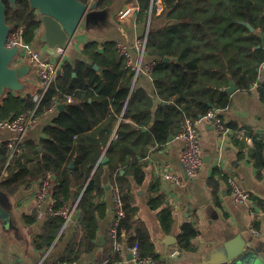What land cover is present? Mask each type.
<instances>
[{"label":"trees","instance_id":"1","mask_svg":"<svg viewBox=\"0 0 264 264\" xmlns=\"http://www.w3.org/2000/svg\"><path fill=\"white\" fill-rule=\"evenodd\" d=\"M3 1L7 23L12 28L24 26L23 40L32 43L41 26L36 10L29 0H17L16 7L9 0ZM115 1L94 0L99 9L110 8ZM158 1L163 6L160 17L170 24L161 28L151 25L149 31L146 60L156 61L150 76L161 101L155 114L152 99L135 85L136 74L120 55L116 42H90L83 49L88 62H64L62 74L44 98L41 115L56 102L66 104L65 110L58 112L38 143H24L22 153L0 182V192L14 195L22 187L52 175V198L59 201V207L62 202L73 205L79 201L74 243L77 251L72 246L70 253L59 261L76 262L82 252L96 247L105 208L95 201L106 192V167L113 189L119 190L125 204L126 218L119 226V240L126 238L129 247L138 244L143 256L157 261L154 254L143 251L149 243L145 230L139 229L130 238L123 235L129 230L134 209L131 183L120 174V169L136 163L153 145L167 143L186 118L198 121L210 110L226 109L231 99L221 89L229 86L230 78L239 89H248L255 84L258 68L264 64V49L257 48L261 45L257 32L264 35V0H153V5L152 0H139L140 21L148 19L151 13L154 19ZM243 23L251 24L256 32ZM166 58L170 61L165 62ZM68 97H72L73 103L67 102ZM34 107L33 96L9 93L0 99V121L14 120ZM116 127L117 138L109 144ZM147 127L149 132H144ZM257 148H263V144L258 143ZM104 153L110 158L105 165L99 162ZM8 157L4 141L0 143V174ZM140 176L143 178V172ZM63 226L62 218L51 216L37 247L50 248ZM196 235L193 225H185L179 245L190 248ZM109 237L110 255L105 264H116L119 252L114 251L111 229Z\"/></svg>","mask_w":264,"mask_h":264},{"label":"crops","instance_id":"2","mask_svg":"<svg viewBox=\"0 0 264 264\" xmlns=\"http://www.w3.org/2000/svg\"><path fill=\"white\" fill-rule=\"evenodd\" d=\"M137 3L139 0H116L107 8L108 12L98 9L103 10L102 13L92 18L89 27L83 24L73 37L65 61L71 64L88 62L83 49L90 42L103 45L124 41L133 45L137 38L146 34L148 29L150 31L151 25L161 28L170 24L160 17L158 9L153 20L151 13L148 19L140 21V10L127 19H120L121 11L135 9ZM158 4L161 2L158 1ZM36 15L40 17L37 11ZM44 36L45 27L41 23L35 40L26 44L44 59L55 62L57 52L49 49ZM23 64L31 67L30 73L22 79L25 89L12 94L34 96L40 90L39 67L28 60ZM134 82L152 99V112L155 114L161 101L151 76L141 74L135 77ZM229 96L230 105L217 110L230 129L227 135L202 117L197 121L204 164L196 179L180 186L163 178L165 172H172L186 179L182 162L185 141L177 138L183 125L176 136H172L174 140L170 138L163 145H153L147 155L138 157L137 162L129 168L120 169V174L125 175L131 183L130 196L134 209L129 230L123 235L130 238L139 229L145 230L149 243L145 244L143 251L148 255L154 254L158 258L157 264H264V64L258 68L253 86L238 88ZM59 111L57 108L40 116L28 131L25 142L31 140L38 143L44 138L45 128L52 125ZM149 130L148 127L143 129L144 132ZM11 136L10 131L0 128V143ZM116 138L117 127L109 144ZM247 138L252 142L249 143ZM258 143L263 144V148H257ZM105 157L110 161L104 153L99 161L101 164ZM140 172H143V178ZM109 179L110 171L106 167L103 183L106 192L95 201L105 208V217L99 221L96 247L92 251L82 252L76 264H105L110 255L107 250L110 247L109 232L115 216L114 185ZM229 179L250 193V206L233 200ZM39 189L40 181L32 182L16 194L0 198V264H56L70 253L72 246L77 251L74 243L78 233V211L74 221L63 226L50 248L37 247L36 242L51 217V200L47 198L39 204ZM253 209L260 212L258 237L250 231ZM187 224L194 226L197 235L191 247L183 249L179 245V236ZM122 242L116 264H135L130 258L126 238Z\"/></svg>","mask_w":264,"mask_h":264},{"label":"built area","instance_id":"3","mask_svg":"<svg viewBox=\"0 0 264 264\" xmlns=\"http://www.w3.org/2000/svg\"><path fill=\"white\" fill-rule=\"evenodd\" d=\"M93 2L94 0L90 1L91 4ZM157 7L160 12L163 11V6L161 4H158ZM139 10L140 7L137 3L135 9L128 8L121 11L119 17L122 20L127 19L134 12ZM24 30V26L12 28L8 36L6 46L10 49L15 47L19 48V52L16 57V64L21 65L25 62V60H28L30 64L39 67V76L41 80L40 90L33 96L35 107L32 111L18 116L14 120L0 121V128L6 129L12 133V136L6 140L9 157L4 170L1 173L2 178L5 176L7 168L10 166V164L22 153L28 131L34 126L39 117L42 116L41 106L44 98L51 87L56 83L59 76V71L62 69L68 50L72 43V40H70L66 47L57 48L56 52L58 56L55 62L46 60L39 52L34 51L28 44L24 42ZM148 37L149 29L146 34L137 38L133 45H130L124 41L116 42V47L120 55L127 59L128 65L134 70L136 77L141 74L150 76L154 67L156 66V61L146 60ZM67 102L72 103V97H68ZM59 105V102L54 103L47 111H45L44 114L56 110ZM202 119L216 126L218 130L223 132L224 135H227L230 132V129L224 124L223 119L217 110H210L205 116L202 117ZM177 138L183 139L185 141L182 162L184 165L186 179L184 180L172 172H165L163 178L180 186H184L186 181L194 180L199 176L201 168L204 164L201 154V142L197 128V121L186 118L182 131L178 134ZM247 140L249 143L252 142L250 138H247ZM228 182L231 186L233 200L238 204H246L250 206L252 203L250 193L240 187L233 179H229ZM53 185L54 177L52 175H49L47 178L40 181V189L37 194L38 202L39 204H42L43 201L49 198L51 200L49 205V215L62 218L64 220V227H66L74 221L75 215L78 211L77 209L79 201L73 205L62 202V205L59 207V201L55 198H52ZM113 202L115 217L111 227V235L114 238V251L119 252L123 246L122 240H119L118 238L119 226L122 220L126 218V211L124 201L119 190L117 189L113 191ZM251 215L252 222L250 224V231L254 236L258 237L260 232L257 229V222L260 212L256 209H253ZM129 250L132 255V260L135 264H157V261L152 256H143L141 254L138 244L129 247ZM56 264H76V262L64 260L59 261Z\"/></svg>","mask_w":264,"mask_h":264},{"label":"water","instance_id":"4","mask_svg":"<svg viewBox=\"0 0 264 264\" xmlns=\"http://www.w3.org/2000/svg\"><path fill=\"white\" fill-rule=\"evenodd\" d=\"M13 7H16L17 0H9ZM31 7L36 10L40 17L39 21L44 24L45 36L43 40L48 43L49 49L57 50L58 47H66L70 40L77 34L83 24L89 27L91 20L96 14L102 13L99 9V3L84 2L83 0H29ZM105 11V10H104ZM106 12L107 8H106ZM236 22V21H234ZM251 32H256L249 23H243ZM12 30V26L7 23L6 6L3 0H0V99L9 93L21 92L25 89L22 79L30 73L31 67L27 64H16V57L19 48H8L6 42ZM261 38V45L264 47V35L257 32ZM165 62L170 61L166 58ZM98 69L97 66H95ZM62 70L59 71V75ZM76 74H74V77ZM238 90L236 82L230 78L229 86L221 91L232 95ZM66 104H60L58 109L64 111ZM215 110V109H214ZM174 140V137H171ZM109 161L107 157L102 160L103 164ZM73 168L74 165L72 164ZM2 175L0 174V182ZM5 195L0 192V198ZM103 240V239H102ZM100 241V240H99ZM99 244V242H98ZM132 260V255H130Z\"/></svg>","mask_w":264,"mask_h":264},{"label":"rangeland","instance_id":"5","mask_svg":"<svg viewBox=\"0 0 264 264\" xmlns=\"http://www.w3.org/2000/svg\"><path fill=\"white\" fill-rule=\"evenodd\" d=\"M94 3V2H93Z\"/></svg>","mask_w":264,"mask_h":264}]
</instances>
